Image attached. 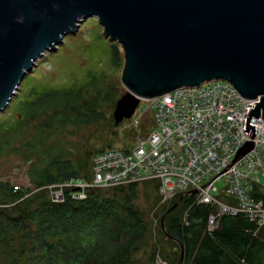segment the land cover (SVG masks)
<instances>
[{
    "label": "trees",
    "instance_id": "trees-1",
    "mask_svg": "<svg viewBox=\"0 0 264 264\" xmlns=\"http://www.w3.org/2000/svg\"><path fill=\"white\" fill-rule=\"evenodd\" d=\"M81 91L34 88L31 96L14 100V118L0 120V160L24 155L33 183L25 189L0 175V244L10 264H133L149 234L141 199L150 207L161 200L157 182L92 187L84 199L73 198V187H65L63 201H54L46 188L72 179L91 181V161L73 159L52 143L68 126L96 121L97 103L111 94L99 89L88 101ZM173 205H164L165 234L179 252L168 259L182 264H264V239L259 235L264 226L258 229L242 214L224 215L209 233L211 206L192 197H181Z\"/></svg>",
    "mask_w": 264,
    "mask_h": 264
},
{
    "label": "water",
    "instance_id": "water-1",
    "mask_svg": "<svg viewBox=\"0 0 264 264\" xmlns=\"http://www.w3.org/2000/svg\"><path fill=\"white\" fill-rule=\"evenodd\" d=\"M88 17L124 47L128 93L117 123L141 99L215 79L258 99L252 114L264 118V0H0V113L45 52Z\"/></svg>",
    "mask_w": 264,
    "mask_h": 264
},
{
    "label": "built area",
    "instance_id": "built-area-1",
    "mask_svg": "<svg viewBox=\"0 0 264 264\" xmlns=\"http://www.w3.org/2000/svg\"><path fill=\"white\" fill-rule=\"evenodd\" d=\"M258 101L225 79L141 99L137 108L146 104L142 113L150 106L156 114L149 138L133 152L108 148L96 153L91 181L72 179L46 188L54 201H63L65 187H73V198L84 199L92 186L157 179L164 200L177 191L187 197L198 193L200 202L211 206L209 233L224 215L242 214L259 229L264 226V118L252 114ZM220 179L226 181L224 188L215 184Z\"/></svg>",
    "mask_w": 264,
    "mask_h": 264
},
{
    "label": "rangeland",
    "instance_id": "rangeland-1",
    "mask_svg": "<svg viewBox=\"0 0 264 264\" xmlns=\"http://www.w3.org/2000/svg\"><path fill=\"white\" fill-rule=\"evenodd\" d=\"M124 65L125 52L121 43L107 37L104 26L98 18L88 17L83 19L78 30L66 35L63 43L58 45L56 50L45 52L37 61L36 67L27 73L23 80L24 85L22 81L17 93L14 94L5 110L0 113V120L14 118V113L10 116L14 110V100L24 97L25 94L31 96L29 92L34 88L38 90L74 88V90L80 92H82V89L84 98L88 101H92L94 94L99 89L110 91L111 94L108 98L105 100L100 98L96 105L99 113L96 121L87 125H70L65 130L55 134L52 140L55 146L70 153L73 159L87 158L91 161L92 168L87 179L92 180L95 175L93 173L94 156L98 153L96 152L98 149L113 148L114 150L120 149L133 152L143 138H149L157 123L156 114L152 107L148 106L142 113L141 108L146 104L136 108L132 117L124 118L119 123L116 122L114 112L117 102L123 95L128 93L122 81ZM102 97L105 96L102 95ZM90 152L94 153L91 155L92 157L87 156ZM29 165V160H26L21 153L11 154L10 157L0 160V175L4 180H10L25 189L27 187L33 188L29 175ZM253 175L256 179L257 174L254 172ZM261 180L264 183L263 176H261ZM154 182H157L160 189V182L157 179L135 183L153 184ZM126 184L129 183L111 187ZM215 184L218 188H224L226 181L220 179ZM92 187L94 190L109 188L103 186ZM213 194L215 193L213 192ZM181 197L187 196L182 191H177L170 199L164 200L163 194H160L161 200L152 207L144 198L141 199L145 208L149 234L142 241L141 252L134 257L133 264L182 263L179 260L174 262V258L168 259L166 257L173 255V252H179V248L174 241L166 236L164 226V214L167 212L164 205L167 207L174 203L173 209L178 205ZM192 198H195L197 203H203L200 202L198 193ZM220 198L224 200V195H221ZM8 211L14 213V210H10V207H8ZM259 235L264 239V233L259 232ZM153 251L154 253H152ZM0 264H10L7 249L1 244Z\"/></svg>",
    "mask_w": 264,
    "mask_h": 264
}]
</instances>
